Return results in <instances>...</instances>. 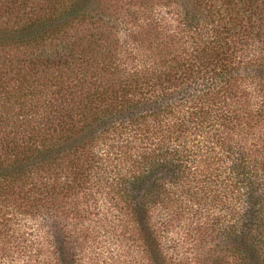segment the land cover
Masks as SVG:
<instances>
[{
    "label": "trees",
    "instance_id": "obj_1",
    "mask_svg": "<svg viewBox=\"0 0 264 264\" xmlns=\"http://www.w3.org/2000/svg\"><path fill=\"white\" fill-rule=\"evenodd\" d=\"M165 1L0 0V264H264V0Z\"/></svg>",
    "mask_w": 264,
    "mask_h": 264
},
{
    "label": "rangeland",
    "instance_id": "obj_2",
    "mask_svg": "<svg viewBox=\"0 0 264 264\" xmlns=\"http://www.w3.org/2000/svg\"><path fill=\"white\" fill-rule=\"evenodd\" d=\"M108 4L111 8V10L113 11V8H115L116 10L119 11H129L132 9H137V8H145V10H151L153 7L160 10L161 12H165V0H105V4ZM40 121V118H39ZM18 122V121H17ZM34 123V120L33 122ZM20 124L22 125L23 123H16L15 125L12 124L9 126V124L6 126L7 128H5V125H2V130H0V137H4L6 135V131L7 132H13L12 130H15L18 126H20ZM1 153H3L2 151H0ZM66 164V161H65ZM62 171H59L58 169H55V174L58 178L57 180V185L61 186V184L63 183V179H60V177H64L66 175V171H65V165H61ZM61 172V174H60ZM28 186H26L27 188ZM17 188H20L19 186ZM65 189L64 192L62 194L58 195V207L57 209L59 210H64L67 212H70L69 217L74 215V207L75 210H77L78 212H86L87 206H88V202L82 199V196L80 198L79 193L78 194H74L73 192H67L66 191V187H64ZM73 209V210H72ZM134 256V254H132L130 256V258H127V260H131V258ZM120 264H122V262H120ZM137 264V263H135Z\"/></svg>",
    "mask_w": 264,
    "mask_h": 264
}]
</instances>
